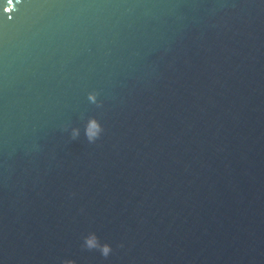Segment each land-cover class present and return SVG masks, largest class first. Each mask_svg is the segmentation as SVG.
I'll return each instance as SVG.
<instances>
[{
    "label": "water",
    "instance_id": "1",
    "mask_svg": "<svg viewBox=\"0 0 264 264\" xmlns=\"http://www.w3.org/2000/svg\"><path fill=\"white\" fill-rule=\"evenodd\" d=\"M0 264H264V0H0Z\"/></svg>",
    "mask_w": 264,
    "mask_h": 264
},
{
    "label": "clouds",
    "instance_id": "2",
    "mask_svg": "<svg viewBox=\"0 0 264 264\" xmlns=\"http://www.w3.org/2000/svg\"><path fill=\"white\" fill-rule=\"evenodd\" d=\"M90 98H92V97H90ZM87 243H88L89 246H94V241H93L92 239H89V240L87 241ZM108 251H109V249H108L107 247H105V248L103 249L104 254H107Z\"/></svg>",
    "mask_w": 264,
    "mask_h": 264
}]
</instances>
